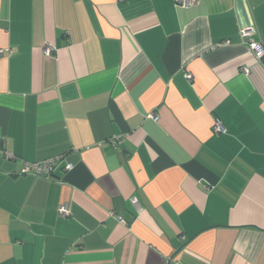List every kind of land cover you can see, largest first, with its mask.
Listing matches in <instances>:
<instances>
[{
	"label": "crops",
	"instance_id": "1",
	"mask_svg": "<svg viewBox=\"0 0 264 264\" xmlns=\"http://www.w3.org/2000/svg\"><path fill=\"white\" fill-rule=\"evenodd\" d=\"M248 27L264 0H0V264H264Z\"/></svg>",
	"mask_w": 264,
	"mask_h": 264
},
{
	"label": "built area",
	"instance_id": "2",
	"mask_svg": "<svg viewBox=\"0 0 264 264\" xmlns=\"http://www.w3.org/2000/svg\"><path fill=\"white\" fill-rule=\"evenodd\" d=\"M120 1V0H119ZM193 1L197 0H175L177 4H181L183 6H189ZM240 35L245 39V43L255 52L257 58L261 59L264 57V46L260 43L256 42L253 38V28H243L240 31ZM224 44H230V41H225ZM53 48L48 46L46 48L47 53H52ZM244 73L248 74L249 69L244 68ZM215 132L222 133L225 132V129L218 122L215 123L214 127ZM120 140V137H114L111 139L112 143H115ZM8 157H14V155L10 152L6 153ZM74 165L66 161L63 156L48 158L44 161L30 162L23 161L22 168L20 173L23 175H33L36 177H43L45 179H52L55 176V173L58 170H62L63 172H68L73 169ZM59 213L64 216H70L71 211L67 204H61L59 207ZM177 264V263H174Z\"/></svg>",
	"mask_w": 264,
	"mask_h": 264
},
{
	"label": "trees",
	"instance_id": "3",
	"mask_svg": "<svg viewBox=\"0 0 264 264\" xmlns=\"http://www.w3.org/2000/svg\"><path fill=\"white\" fill-rule=\"evenodd\" d=\"M32 162H37V161H32Z\"/></svg>",
	"mask_w": 264,
	"mask_h": 264
}]
</instances>
